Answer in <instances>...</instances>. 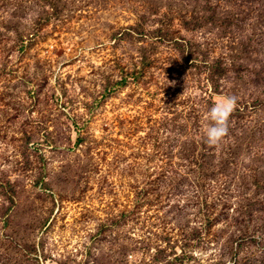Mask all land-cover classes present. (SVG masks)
I'll use <instances>...</instances> for the list:
<instances>
[{
	"label": "rangeland",
	"instance_id": "obj_1",
	"mask_svg": "<svg viewBox=\"0 0 264 264\" xmlns=\"http://www.w3.org/2000/svg\"><path fill=\"white\" fill-rule=\"evenodd\" d=\"M0 264H264V0H0Z\"/></svg>",
	"mask_w": 264,
	"mask_h": 264
},
{
	"label": "clouds",
	"instance_id": "obj_2",
	"mask_svg": "<svg viewBox=\"0 0 264 264\" xmlns=\"http://www.w3.org/2000/svg\"><path fill=\"white\" fill-rule=\"evenodd\" d=\"M236 97L231 95L217 96L215 102L205 113L209 123L206 125L205 140L209 145L217 144L228 132V120L236 107Z\"/></svg>",
	"mask_w": 264,
	"mask_h": 264
}]
</instances>
